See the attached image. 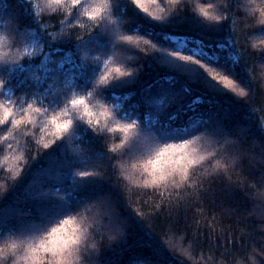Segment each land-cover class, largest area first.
Wrapping results in <instances>:
<instances>
[{
  "label": "snow or ice",
  "instance_id": "snow-or-ice-1",
  "mask_svg": "<svg viewBox=\"0 0 264 264\" xmlns=\"http://www.w3.org/2000/svg\"><path fill=\"white\" fill-rule=\"evenodd\" d=\"M217 2L205 0L189 9L188 0H65L63 5L49 0L48 8L56 10L45 14L40 0H17L20 23L14 29L20 38L14 35L13 46H25L26 54L12 64L0 62V152L8 148L0 156V174L14 178L15 188L41 149L66 147L65 158L29 181L17 202L0 207V241L13 255L23 248L18 262L173 264L168 243L146 227L144 213L131 210L124 188L145 196L148 190L156 196L161 189L181 188L187 198L199 199L205 182L199 173L206 164L212 168L208 178L235 169L241 157L228 149L245 133L264 145V123H255L237 100L249 93L236 37L229 33L206 42L187 34L223 32L234 23V8L253 15L259 9L264 20V6L259 0H229L227 7L215 8ZM9 7L6 3L4 10ZM24 18L33 25L23 24ZM53 20L67 31L59 36L48 32ZM259 25V35L249 33L247 39L264 56V23ZM45 35L69 49L60 67L70 65L72 77L55 89L48 75L34 81L28 75L36 67L37 49L46 47ZM149 58L165 74L145 87L142 75ZM38 118L37 139L32 129ZM92 139L103 142L115 183L102 162L73 164L92 156ZM13 142L26 148L23 166L13 155ZM93 177L110 186L85 194L74 187L69 198L66 185ZM11 191L0 194V205ZM166 203L171 197L160 199L153 210H165ZM133 221L139 225L135 232ZM253 255L254 264H264V250Z\"/></svg>",
  "mask_w": 264,
  "mask_h": 264
},
{
  "label": "trees",
  "instance_id": "trees-1",
  "mask_svg": "<svg viewBox=\"0 0 264 264\" xmlns=\"http://www.w3.org/2000/svg\"><path fill=\"white\" fill-rule=\"evenodd\" d=\"M203 2L205 0H188L189 9ZM6 3L11 4L12 7L4 10ZM16 3L17 0H0V21L4 22L0 30L15 35L19 40V32L14 29V25L20 23L16 13L18 11L15 8ZM232 19L234 23H230L221 33L191 30L187 34L196 39H204L206 42L224 39L229 33L236 37V48L240 50L239 54L243 58L247 72L246 91L249 93L244 98L237 97V100L251 113L253 121L261 124L264 123V56L258 51H253L250 48L253 41L247 39L249 33L259 35L257 29L260 25L253 18L248 17L242 8L233 9ZM22 23L33 25V21L29 18H24ZM47 27L48 32L57 36L62 31H67L66 26L57 25L54 20L49 21ZM42 44L46 47L43 52L38 48V55L32 58L36 67L28 74L29 79L34 81L38 76L48 75L54 89L62 87L72 77L70 65L60 67L69 49L59 40L54 41L47 35L44 36ZM57 48H64L65 52L57 53ZM145 68L142 75V84L145 87L165 74V70L158 67L150 58L146 61ZM48 69L52 71L48 72ZM190 99H195V96ZM39 127L38 118L37 128L32 129L37 132V139L40 135ZM91 144L92 156L86 161H73V164L85 167L102 162L107 174L115 183V175L108 168L110 162L105 155L103 142L92 139ZM32 151L36 154L37 150L33 148ZM228 151L232 156L241 157L237 167L227 175L222 174L212 178H208L209 173L212 172L211 166L206 164L200 169L199 175L205 177V182L199 199L187 198L188 194L181 188L161 189L156 196L151 195V190H148L149 195L145 196L142 192L124 188L131 210L144 213L142 219L146 227L157 238L168 243L171 249L170 255L174 257L173 264H254L256 257L253 253L264 250V164L260 162V153L264 151V145L258 138L245 133L240 136L239 144L229 146ZM40 152L37 160L29 161L24 180L15 188L13 187L15 181L10 176L0 174V193L3 194L5 187L12 190L6 197L4 205L0 207L11 206L17 202L29 181L40 175L42 170L53 161L65 158L66 147L64 144H58L45 153L42 149ZM3 154L0 152V156ZM69 178L71 179V173ZM106 186L110 185H106L100 178L93 177L81 180L78 186L68 184L65 190L69 192V198L73 199L74 187H78L80 193L85 194ZM167 197H171V203H166L165 210L154 211L153 205H158L160 199ZM182 200L185 201L183 206L180 205ZM138 227L136 221H133L134 232ZM103 251H108L107 243ZM108 255L111 256L112 253Z\"/></svg>",
  "mask_w": 264,
  "mask_h": 264
},
{
  "label": "clouds",
  "instance_id": "clouds-1",
  "mask_svg": "<svg viewBox=\"0 0 264 264\" xmlns=\"http://www.w3.org/2000/svg\"><path fill=\"white\" fill-rule=\"evenodd\" d=\"M41 8L44 10L45 14H50L54 12L56 9H49L48 4L49 0H40ZM52 3L57 5H63L65 0H51ZM229 0H218V2L214 5L215 8H219L221 5L227 7ZM261 6H264V0H259ZM243 11L248 13V15L255 20L257 24L264 23V20L261 19V14L259 9H257L256 13L253 15L246 8H242ZM61 11H65V8H61ZM227 15V13H225ZM15 36L9 34L7 31L0 30V62L12 64L15 63L25 56V46H16L14 47ZM82 103V101H79ZM11 135V134H10ZM12 147L15 149L13 155L17 158V162L23 166L27 157L25 155L26 148L24 147L23 142L20 144H16L13 142ZM8 148L5 146L4 154H7ZM11 178V177H10ZM14 181V178H11ZM7 190V187L4 188V191ZM2 194V193H0ZM36 243H39L38 241ZM0 250H3L2 258H0V264H22V262H18L17 257L23 254V248H19L16 255H13V250L9 247L8 244L4 242H0Z\"/></svg>",
  "mask_w": 264,
  "mask_h": 264
}]
</instances>
